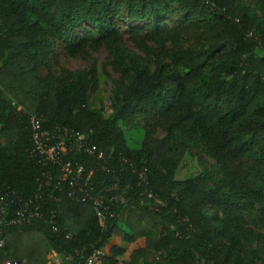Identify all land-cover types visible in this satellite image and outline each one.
Listing matches in <instances>:
<instances>
[{
	"label": "trees",
	"instance_id": "obj_1",
	"mask_svg": "<svg viewBox=\"0 0 264 264\" xmlns=\"http://www.w3.org/2000/svg\"><path fill=\"white\" fill-rule=\"evenodd\" d=\"M251 1L0 0L5 218L54 172L30 160L34 115L46 118L44 129L87 136L104 159L78 152L69 159L92 171L97 192L107 189L104 225L92 204L69 199L66 186L50 190L39 219L4 228L0 264H48L51 252L85 264L95 249L105 264H264V0ZM117 21L144 26L125 31ZM125 35L139 37L144 54ZM185 35L193 39L188 47ZM60 42L73 57L90 55V43L109 49L121 74L110 111L90 103L96 64L53 72ZM205 159L214 164L206 168ZM125 206L147 213L160 238L124 234Z\"/></svg>",
	"mask_w": 264,
	"mask_h": 264
},
{
	"label": "built area",
	"instance_id": "obj_2",
	"mask_svg": "<svg viewBox=\"0 0 264 264\" xmlns=\"http://www.w3.org/2000/svg\"><path fill=\"white\" fill-rule=\"evenodd\" d=\"M46 118L42 115L31 117L32 142L34 145L33 152L30 154L31 161L51 164L54 172L44 173L43 181L40 185L39 192L34 199L29 201L17 200L18 209L15 211V217L5 218L7 213L8 202L5 198H0V250L6 247L3 231L6 227L15 226L23 228L31 225L36 219L41 217L44 196L50 190H61L66 186L67 196L76 203H90L99 217V221L104 225V216L107 214V199L103 197L107 189L97 192L93 182V173L87 172L85 166L80 160L69 159L72 153L78 152L88 155L98 160L104 159V154L97 152L95 146L90 143L86 135L64 126H56L52 130L44 129ZM126 164L129 161L123 159ZM104 168H107V160H104ZM57 176L55 179L54 177ZM141 175V179H143ZM110 191H119L118 186H114ZM112 199L111 201L115 200ZM117 201V200H116ZM124 203V199H121ZM69 239L71 235L67 236ZM54 253L56 261H49L48 264H72L74 263V254L60 256ZM5 264H29L27 260L20 262H6ZM85 264H105L104 254L100 250H94L88 257Z\"/></svg>",
	"mask_w": 264,
	"mask_h": 264
},
{
	"label": "rangeland",
	"instance_id": "obj_3",
	"mask_svg": "<svg viewBox=\"0 0 264 264\" xmlns=\"http://www.w3.org/2000/svg\"><path fill=\"white\" fill-rule=\"evenodd\" d=\"M248 3H252L251 0H245ZM254 6V4H253ZM118 26H121V28L125 31H127L129 28L133 27L135 29L142 28L144 25L143 23H129L124 21H117ZM84 29H80V31L77 32L78 36H83ZM125 41L126 44L130 49L135 51L139 54H144V47L143 45H140L137 41L139 40V37H132L131 35H125ZM191 38L190 35H185L181 41V44L184 47H188L191 44ZM170 42L169 47H173ZM91 46L88 49L90 55L88 56H76L73 57L69 55L65 50V44L63 42H60L57 47V55H58V63L59 65L53 68V72L56 75L61 74V70H70L73 72L76 71H87L89 70L94 64H96L98 73L100 74L99 77V88L96 92H93L90 96V103L93 109H101L104 108L105 112L107 113V110L110 111L111 106V97L114 90V82L121 80V74L116 68L113 60L110 57L109 49L105 46L95 47L94 43H90ZM149 47L153 48L154 45L152 43L148 44ZM151 60L153 61V57L151 56ZM47 74L46 70L41 71V76L45 77ZM144 125V122L141 123V127ZM134 138L139 139L142 134L141 132H136L134 135H132ZM156 137H162V132H156L154 134ZM204 164L206 168H210L214 163L211 160L204 161ZM264 233V231H262ZM47 260L56 261L54 257V253L51 252L47 258Z\"/></svg>",
	"mask_w": 264,
	"mask_h": 264
},
{
	"label": "crops",
	"instance_id": "obj_4",
	"mask_svg": "<svg viewBox=\"0 0 264 264\" xmlns=\"http://www.w3.org/2000/svg\"><path fill=\"white\" fill-rule=\"evenodd\" d=\"M118 227L128 236L149 235L155 241L162 234L161 228L152 222L147 213L135 206H125L123 208L119 215Z\"/></svg>",
	"mask_w": 264,
	"mask_h": 264
}]
</instances>
